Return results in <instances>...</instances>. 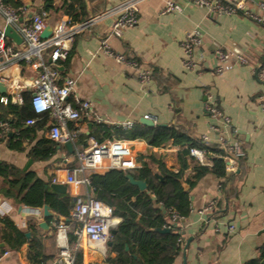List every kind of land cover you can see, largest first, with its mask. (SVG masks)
I'll list each match as a JSON object with an SVG mask.
<instances>
[{
	"label": "crops",
	"instance_id": "1",
	"mask_svg": "<svg viewBox=\"0 0 264 264\" xmlns=\"http://www.w3.org/2000/svg\"><path fill=\"white\" fill-rule=\"evenodd\" d=\"M9 1L24 4L29 14L45 9V0ZM120 1L55 0L54 6L48 10V25L69 16L87 19ZM259 1L248 0L247 3L256 8ZM177 2L183 7L181 11L163 13L166 0L143 1L138 23L127 27L122 37L110 34L111 18L86 28L77 36L68 59L60 61L64 66L60 78H76L79 95L90 99L105 120L96 123L87 117L79 118L75 127L85 137H79L76 145L85 148L90 138H96L94 131L98 125L116 126L127 120L136 124L146 115L155 118L157 124L178 123L193 137L202 138L206 134L211 144H217L219 135L212 126L220 125L221 122L210 116L206 108L208 94H213L221 109L231 118L233 130L226 129V136L244 149L245 157L241 167L238 165L236 170L237 178L231 182L236 194L222 205L219 201L222 198L224 200V195L215 174L207 173L193 188L185 184L186 189H189L192 210L187 218L177 222L184 242L173 264H245L259 255L264 244V110L261 105L264 102V82L258 81L252 71L254 66H260L264 61V25L241 12L232 15L209 13L189 0ZM69 5L73 6L71 12L66 9ZM4 26L5 21L0 15V29ZM195 28L202 38L201 44L195 49L196 57L203 59L201 73L186 68L183 61L182 42L187 32ZM104 38L108 39L115 51L138 57L149 66L157 65L168 80L161 83L158 77L153 76L148 84L140 82L130 65L118 62L100 51V43ZM219 48L244 54L249 63L239 64L219 75L215 72L218 63L216 50ZM9 73L30 78L36 74V69L32 64L21 62L14 65ZM176 107L181 109L179 115ZM51 121L49 116L46 128ZM91 122L92 128L89 127ZM39 134L44 135V131L41 130ZM119 139L131 143L134 141ZM142 140L144 150L134 149L139 166L147 161L155 172L160 173L157 164L148 156L141 158L154 154L168 168L179 169V147L172 141L152 147ZM8 142L0 141V161L27 171L25 168L31 159L28 151L11 149ZM62 145L53 158L47 161L33 159L28 169L36 171L45 181L51 180L47 184L49 187L55 182L56 176H65V168L79 165L75 153H70L65 144ZM103 170L107 169L97 171ZM193 174L191 168L186 170L187 176ZM67 186L68 193L76 198L72 188ZM78 192L83 195L93 193L86 185L80 186ZM0 198V218L9 216L19 228L27 232L32 226L37 238L42 241L45 255L49 257L46 264H57L59 247L55 221L68 217L60 215L51 207L56 216L44 218L43 207L19 203L1 193ZM213 198L218 201L216 212L220 213H200V209ZM36 208L41 210L40 214L35 211ZM43 220L48 221V230L39 226ZM120 220L121 217L118 222ZM229 224L235 225L234 231H229ZM3 227L0 222V230H4ZM7 251L8 254L5 251L1 256L0 264H32L28 257L29 243ZM83 255L84 264H104L105 256L98 250L83 251Z\"/></svg>",
	"mask_w": 264,
	"mask_h": 264
},
{
	"label": "built area",
	"instance_id": "2",
	"mask_svg": "<svg viewBox=\"0 0 264 264\" xmlns=\"http://www.w3.org/2000/svg\"><path fill=\"white\" fill-rule=\"evenodd\" d=\"M145 0H121L112 7L90 16L87 19L79 20L73 16L61 19L52 25V33L49 37L43 38L41 33L48 26L49 12L46 9L34 11L29 14L28 8L22 5H15L9 0H0V15L6 25H11L23 38L22 44H17L5 36L4 28L0 29V82L7 86V93L0 94V101L3 104L24 102V93H30V105L37 114L47 113L52 121L44 130V136L59 144H66L69 141L74 143L75 158L79 165L74 168H65V176H56L55 182H63L72 188L76 196L75 205L68 218L55 221L56 240L59 247L57 264H74L76 253L81 249L84 252L98 250L106 255L108 243L111 239V230L118 223L119 217L114 213V207L94 194L90 183L89 174L91 171L108 168H135L138 167L134 155L135 148L143 151L142 139H133L127 142L123 139L99 141L90 138L85 148L81 149L76 145L81 133L78 128H72L70 123L79 118L87 117L96 123H103L105 120L96 110L90 99L82 98L77 91V79L71 76L60 78V70L54 67V63L68 59L74 46L77 36L86 28L111 18L110 34L122 37L127 27L136 25L140 17V4ZM199 8L206 9L209 13L237 14L239 12L249 16L258 23L264 25V0L257 2L254 8L248 4V0H189ZM182 5L177 0H166L162 9L163 13L181 11ZM29 15V16H28ZM11 40L12 42L10 43ZM202 38L197 28L187 32L182 42L184 51V65L186 68L202 72V58L195 55L196 47L201 44ZM100 51L114 57L118 62L130 65L138 80L148 84L153 79L151 67L140 62L136 58L117 52L111 48L108 39L104 38L100 43ZM218 60L215 72L219 75L233 69L239 64H248L249 59L244 54L235 53L231 50L219 48L216 50ZM49 58V60H48ZM25 62L32 64L36 74L30 78H21L11 74L9 71L16 64ZM257 80L264 82V61L260 66L252 69ZM209 101L206 108L210 116L220 120V125H213L212 128L218 132V144L225 148L227 154V171H236L238 168L237 158L244 155V149L236 143H232L225 134L226 129H231V118L219 106L214 95L208 94ZM264 110V102L261 104ZM155 118L150 115H146ZM36 117H29L25 124L33 125L37 122ZM124 129H131L135 123L127 120L121 124ZM15 132L11 118L0 120V141H9ZM19 136L18 131H16ZM142 140V141H141ZM202 140L211 144L209 137L204 134ZM190 153L200 163L208 162L206 149L191 147ZM88 186L92 194L83 195L78 192L80 186ZM218 208L217 199H210L201 209L204 215H213ZM35 211L40 214L41 210ZM171 220L179 222L182 216L176 210L171 211ZM229 231L235 230L234 224H229ZM219 230V226L216 225ZM70 232L75 240L70 242ZM183 237L179 239V246L182 247ZM9 252L6 251L5 254Z\"/></svg>",
	"mask_w": 264,
	"mask_h": 264
},
{
	"label": "trees",
	"instance_id": "3",
	"mask_svg": "<svg viewBox=\"0 0 264 264\" xmlns=\"http://www.w3.org/2000/svg\"><path fill=\"white\" fill-rule=\"evenodd\" d=\"M55 0H45L44 8L49 10L54 6ZM18 5L17 3H13ZM72 5L66 7L67 12L72 11ZM131 57V56H129ZM133 57V56H132ZM142 62L138 57H133ZM153 76L158 77L163 83L168 80L163 76L162 69L157 65H150ZM168 77V76H167ZM179 115L181 109L176 107ZM29 117L38 120L33 125H26ZM11 118L13 131L8 146L18 151H28L29 157L35 161H47L53 158L59 150V143L45 137L39 132L46 129L49 114H37L30 105V93H24V102L3 104L0 101V120ZM77 121H72L70 126L76 128ZM94 136L99 141L115 140L119 138L144 139L152 147H160L172 141L179 147L178 170L168 168L166 163L154 154L148 156L156 163L162 179L155 175L154 168L147 161H143L135 168H108L103 171H91L89 174L91 186L97 198L104 200L114 207L115 215L121 220L114 227L116 233L111 235L105 255L104 264H173L181 251L179 239L182 236L180 226L171 220L172 210H176L187 218L192 210L189 189L185 184L193 188L198 180L207 173H213L220 180L223 198L219 201L222 205L229 200L236 191L231 186L237 178L236 171H227V151L217 144H207L202 138L193 137L184 126L176 123L170 125L148 126L142 122L136 123L131 129L122 126L98 125ZM80 137H85L81 134ZM206 149L208 162L200 163L190 153L191 147ZM243 156L237 158L239 168L243 164ZM191 168L193 175H186V170ZM128 174L136 179L146 180L148 187L141 190L132 184ZM51 180L45 181L34 170H23L12 163L0 161V193L15 201L33 207H43L49 204L56 212L65 217L71 216L75 205L72 195L61 193L54 189L46 188ZM165 210H164V209ZM220 211L215 212V215ZM0 222L4 230H0V243L6 245L0 248V258L3 253L12 247L21 248L29 243L28 257L32 264H46L49 259L43 251L42 241L37 238L34 228L29 226L31 237H27L25 230L9 217L2 216ZM170 227L169 232H160L158 228ZM75 236L70 232V242ZM74 264H84L83 251L76 253ZM245 264H264V244L259 255L245 262Z\"/></svg>",
	"mask_w": 264,
	"mask_h": 264
},
{
	"label": "water",
	"instance_id": "4",
	"mask_svg": "<svg viewBox=\"0 0 264 264\" xmlns=\"http://www.w3.org/2000/svg\"><path fill=\"white\" fill-rule=\"evenodd\" d=\"M4 33L5 36L12 39L13 41H15L17 44H22L23 42V38L22 36L11 26V25H6L4 28ZM52 33V25H48L43 32L41 33V36L43 38H47L51 35ZM54 67H56L58 70L62 71L64 69V66L59 64V63H54ZM7 93V86L3 83L0 82V94H4ZM141 122L148 125V126H156V125H162V124H157L152 118H150L149 116H143L141 118ZM93 123L91 122L89 124V127L92 128ZM59 147H61V144L58 145ZM65 146L68 148L70 153H74V143L72 141H69L65 144ZM33 163V159L31 158L26 166V170H28L30 168V166ZM155 175L162 179V175L158 172H155ZM128 178L130 180V182L132 184L137 185L141 190H145L148 187V183L146 180H141V179H136L133 175L128 174ZM49 186L46 185V188H48ZM50 187L58 192L61 193H66L68 192V186L65 183H61V182H52L50 184ZM1 200V198H0ZM74 200H76V198L74 197ZM164 209V208H163ZM165 210V209H164ZM43 214H44V218H52L55 217L56 214L55 212L52 210L51 206L49 204H45L43 206ZM177 225V222L176 224ZM39 226L45 230H48L50 228V225L48 223L47 220H43L42 222L39 223ZM160 232H169L171 230L170 227H165V228H158L157 229ZM116 233V229L113 228L111 230V234ZM27 237H31V232H26ZM190 242V239L187 241L186 243V247L184 249V253L186 252L187 246ZM112 242H109L108 244L111 245ZM6 245L5 242H1L0 243V248L4 247Z\"/></svg>",
	"mask_w": 264,
	"mask_h": 264
},
{
	"label": "rangeland",
	"instance_id": "5",
	"mask_svg": "<svg viewBox=\"0 0 264 264\" xmlns=\"http://www.w3.org/2000/svg\"><path fill=\"white\" fill-rule=\"evenodd\" d=\"M10 41V43L12 42L11 40H9Z\"/></svg>",
	"mask_w": 264,
	"mask_h": 264
}]
</instances>
